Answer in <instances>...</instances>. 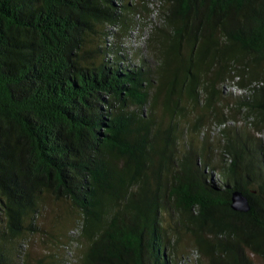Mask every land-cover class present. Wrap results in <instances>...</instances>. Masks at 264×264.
I'll use <instances>...</instances> for the list:
<instances>
[{
  "label": "trees",
  "instance_id": "trees-1",
  "mask_svg": "<svg viewBox=\"0 0 264 264\" xmlns=\"http://www.w3.org/2000/svg\"><path fill=\"white\" fill-rule=\"evenodd\" d=\"M150 1L0 0V264H264V0Z\"/></svg>",
  "mask_w": 264,
  "mask_h": 264
},
{
  "label": "built area",
  "instance_id": "built-area-1",
  "mask_svg": "<svg viewBox=\"0 0 264 264\" xmlns=\"http://www.w3.org/2000/svg\"><path fill=\"white\" fill-rule=\"evenodd\" d=\"M149 6L151 8V11L148 15V19L147 18H142L138 15H136L137 17V20H136V23L131 27V29L129 30L127 36L125 37V40L122 42V45H124L125 48H130L128 49V52L133 53V50L131 49L132 47H137V46H143V43L145 41V38L147 37L150 29H151V26L154 24V22H158L159 19L158 18V3L155 1V0H151L150 3H149ZM144 20H147L148 22L146 24L143 25V21ZM149 27L147 33L145 34V31L147 30L146 28ZM111 30L114 29L113 25L110 26ZM112 33H109L107 36H106V39H105V46L108 47L110 46L111 44V39H112ZM138 37V41H134V40H131V44H129V41L130 39H132V37ZM134 41V42H133ZM136 43V44H135ZM127 51V50H126ZM128 60L131 59L130 58H127ZM132 61V60H131ZM233 89L235 92H241L239 88H236L232 85H225L224 89L229 91L230 89ZM231 91V90H230ZM234 92V93H235ZM233 121L229 120L227 121V123H232ZM226 122L222 123L220 126H216L215 128L212 129L211 131V134H215L219 131V127H224L226 126L227 124ZM76 230V227L74 229H72V232H75ZM68 253L69 255H71V251L68 249ZM194 256V253H190V255H188V259H190L191 257ZM188 261V260H187ZM67 264H70V261L67 262Z\"/></svg>",
  "mask_w": 264,
  "mask_h": 264
},
{
  "label": "rangeland",
  "instance_id": "rangeland-1",
  "mask_svg": "<svg viewBox=\"0 0 264 264\" xmlns=\"http://www.w3.org/2000/svg\"><path fill=\"white\" fill-rule=\"evenodd\" d=\"M146 29H147V30L145 31V34L147 33L149 27H147ZM131 40L138 41V37H137V36H136V37H132V39H130V41H129V44H131ZM134 41H133V42H134ZM135 44H136V43H135ZM122 46H123V48H124V49H122V52H123V53H126L125 55L127 56V58H130V57H131V59H129V61H131L132 58H133V60H132L131 63L136 62V61H137V58H136V56H134V53H131V54H130V52H128V49H130V48H125L124 45H122ZM137 47H138V46H137ZM139 47H140V46H139ZM141 47L144 48V49H143V50H144V53L148 55L147 48H146L145 46H142V45H141ZM126 50H127V51H126ZM230 90H231V93H232V94L235 92L232 88H231ZM186 135H187V134H184L183 137H180V138H179V141H180L181 146H182L184 140L186 139ZM214 139H216V138H214ZM48 215H49V213H48V211H47V212H46V215H45V217H44V220H45V221H44V223H43V225L45 226V228H46L47 231H48V239H50V237L52 238V236H55V239H56V238H58L60 235H63L62 238L64 239V238L66 237V234H67L66 232H67L68 227L72 224V220L69 221V224H68V225H65L63 231L61 232V231L58 230L57 228H56V229L54 228V226L52 225V223L49 221L50 218H49ZM48 221H49V222H48ZM67 222H68V221H67ZM32 241H33V240H32ZM36 241H37V242H36ZM46 245H47V244H42V243L40 242V239H38L37 237L34 238V241L32 242L33 256H35L36 253H38V254H42V253H44L45 249H47ZM55 247H56V245H55V246L52 245L51 248H50V250H54ZM190 247H191V246H190V242H189L188 239H182V240H181V242H180V248H181L183 251L188 250ZM251 257L253 258L254 264H262V260H261L259 257L255 256V255H251Z\"/></svg>",
  "mask_w": 264,
  "mask_h": 264
},
{
  "label": "water",
  "instance_id": "water-1",
  "mask_svg": "<svg viewBox=\"0 0 264 264\" xmlns=\"http://www.w3.org/2000/svg\"><path fill=\"white\" fill-rule=\"evenodd\" d=\"M231 207L235 210L246 212L250 209L248 197L240 190H234L231 194Z\"/></svg>",
  "mask_w": 264,
  "mask_h": 264
}]
</instances>
